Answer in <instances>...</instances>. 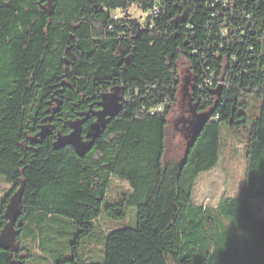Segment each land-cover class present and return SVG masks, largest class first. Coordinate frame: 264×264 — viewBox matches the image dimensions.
I'll return each instance as SVG.
<instances>
[{"label": "trees", "instance_id": "16d2710c", "mask_svg": "<svg viewBox=\"0 0 264 264\" xmlns=\"http://www.w3.org/2000/svg\"><path fill=\"white\" fill-rule=\"evenodd\" d=\"M154 6L153 27L131 18L132 9L148 16ZM118 8L125 14L114 21ZM184 68L190 106L214 110L177 158L168 130ZM117 86L126 89L124 108L85 157L70 146L54 150L52 135L31 142L46 111L60 108L56 130L66 134L70 119L98 108ZM165 100L163 112L151 113ZM222 124L247 130V167L240 195L214 211L193 196L198 177L220 161ZM0 176L13 185L1 201L0 230L22 185L19 236L57 216L79 228L71 256L57 264H169L170 257L175 264H264V217L252 203L264 198V0H0ZM114 177L130 189L103 207ZM129 206L138 209L137 226L105 237L103 261L87 260L82 241L102 208L125 220ZM31 256L18 241L16 252L0 250V264H27Z\"/></svg>", "mask_w": 264, "mask_h": 264}, {"label": "rangeland", "instance_id": "374dc122", "mask_svg": "<svg viewBox=\"0 0 264 264\" xmlns=\"http://www.w3.org/2000/svg\"><path fill=\"white\" fill-rule=\"evenodd\" d=\"M131 18L143 21L147 14L138 9H132ZM182 85L178 93V104L176 105L169 126V152L177 158H182L186 149V139L180 130L181 119L191 118L190 98L186 95L184 88L186 79L190 77L187 68L181 70ZM190 88V87H189ZM253 99V98H252ZM255 99V97H254ZM253 99V104L256 101ZM254 110V107L253 109ZM187 132V131H186ZM221 158L218 165L207 173H202L195 185L193 202L212 208L216 211L219 203L225 198H234L240 195L246 175L245 145L247 143V130L235 129L226 124L221 126ZM13 187L3 176H0V209L1 201L5 194ZM130 189L126 180L114 177L109 191L103 203H114L120 196ZM254 208L258 214L264 217V198L254 200ZM220 222L230 229L237 240L243 245V236L236 230L234 225L227 219L220 217ZM22 221V220H21ZM138 224V209L136 206L127 207V218L125 220H113L107 216L102 208L100 219L96 221L95 231L85 237L81 245V253L87 260L103 261L105 259V237L114 230L131 227ZM36 229V228H35ZM79 228L69 219L57 216L48 219L44 228L36 229L35 235L27 236L25 233L18 238L32 255L27 264H57L62 258L70 257L72 252L70 243L74 239ZM26 255V254H24ZM169 264H175L173 258H169Z\"/></svg>", "mask_w": 264, "mask_h": 264}, {"label": "water", "instance_id": "95a60500", "mask_svg": "<svg viewBox=\"0 0 264 264\" xmlns=\"http://www.w3.org/2000/svg\"><path fill=\"white\" fill-rule=\"evenodd\" d=\"M190 78L186 79L184 88L186 95H189ZM125 87L117 86L109 92H105L101 95V100L98 104L99 110L93 111V115L96 117V122L92 125L93 134L92 139L84 140L82 120H76L70 122L71 132L68 134L58 133L56 140L53 143L54 150L58 151L65 147H72L76 154L83 158L94 147L96 140L105 132L111 120L117 117L124 108V94ZM220 88L216 90L219 93ZM214 110V109H213ZM213 110L198 113L196 106H192L190 109L191 118L181 119L179 121L188 132L186 137V154L190 148L196 142V139L200 135L203 126L208 122L213 114ZM81 116L88 117L89 113H81ZM53 133L52 126L50 124H44L41 126V130L38 135L34 136L31 141L35 144L42 142L48 136ZM24 193V186L22 185L9 199L6 206L4 217L6 222L0 230V250H12L14 252L18 249V237L20 230L17 229V223L20 217L23 215L22 197Z\"/></svg>", "mask_w": 264, "mask_h": 264}, {"label": "flooded vegetation", "instance_id": "af4514ba", "mask_svg": "<svg viewBox=\"0 0 264 264\" xmlns=\"http://www.w3.org/2000/svg\"><path fill=\"white\" fill-rule=\"evenodd\" d=\"M56 108L57 109L55 111H53V112H50L49 110L45 112V117H44V119L41 121V123L39 125V130L33 135V137L36 136V135H38V133L41 130V126L42 125H44V124H50L52 126V131H53V133L51 135L54 137V141L56 140V137H57L58 133H61L59 129L56 130V127L60 123V121L62 120L60 118V113H59L60 108L59 107H56ZM99 109H100L99 106H98V108H95L93 105H90V107L87 110L78 112L77 113V116L74 119H70L69 122H68L69 129H70L68 133L71 132L70 122L76 121V120H82L83 121L82 129H83V137H84V140L92 139L91 135L94 132L93 129H92V125L97 120L96 117L93 115V111H96V110H99ZM81 113H89V116L86 118L84 116H81ZM183 119H186L187 120L188 118H183ZM87 124H89V126H90V131L89 132H85V127H86ZM181 127L182 128H179V127L176 126L175 129L176 130H180V132L184 135V138L186 139V137L188 136L187 135V132H186V129H185L186 126L181 125ZM68 133H66V134H68ZM44 140H46V139H44ZM44 140L42 142L37 143V144H42L44 142ZM18 223H19V221H18ZM18 223H17V227H16L17 229H19L18 228V225H19Z\"/></svg>", "mask_w": 264, "mask_h": 264}, {"label": "built area", "instance_id": "2783aa9c", "mask_svg": "<svg viewBox=\"0 0 264 264\" xmlns=\"http://www.w3.org/2000/svg\"><path fill=\"white\" fill-rule=\"evenodd\" d=\"M125 14V12H124V10L123 9H121V8H118V9H116L115 11H113V13H112V19L114 20V21H116V20H118V19H120V18H122V16ZM159 14H160V9H159V7L158 6H154L151 10H150V12L148 13V16H146V18L142 21V24H141V26L143 27V28H146V27H153L154 25H155V20H156V18L159 16ZM109 29L110 30H113L114 29V26L111 24L110 26H109ZM211 82H210V80H207V79H205V84H210ZM201 88V87H200ZM109 91H111V90H109ZM109 91H107V92H109ZM126 96H125V94H124V101H126ZM169 103V101L168 100H165V102H163V103H161V104H158L157 106H155L153 109H151V113H155V112H163L164 110H165V107H166V105Z\"/></svg>", "mask_w": 264, "mask_h": 264}, {"label": "crops", "instance_id": "0c3cea01", "mask_svg": "<svg viewBox=\"0 0 264 264\" xmlns=\"http://www.w3.org/2000/svg\"><path fill=\"white\" fill-rule=\"evenodd\" d=\"M210 172V171H209ZM204 173H207V172H204Z\"/></svg>", "mask_w": 264, "mask_h": 264}]
</instances>
